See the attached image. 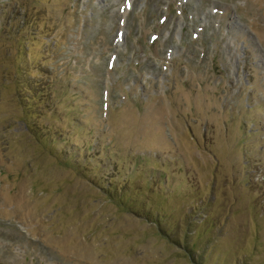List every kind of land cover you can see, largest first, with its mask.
<instances>
[{
    "label": "rangeland",
    "instance_id": "1",
    "mask_svg": "<svg viewBox=\"0 0 264 264\" xmlns=\"http://www.w3.org/2000/svg\"><path fill=\"white\" fill-rule=\"evenodd\" d=\"M0 264H264V0H0Z\"/></svg>",
    "mask_w": 264,
    "mask_h": 264
}]
</instances>
